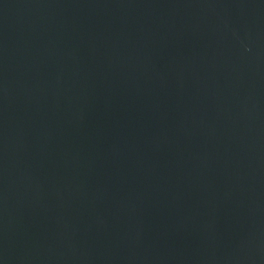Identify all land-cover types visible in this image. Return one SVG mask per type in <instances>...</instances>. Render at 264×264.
<instances>
[{"label": "water", "instance_id": "95a60500", "mask_svg": "<svg viewBox=\"0 0 264 264\" xmlns=\"http://www.w3.org/2000/svg\"><path fill=\"white\" fill-rule=\"evenodd\" d=\"M0 264H264V0H0Z\"/></svg>", "mask_w": 264, "mask_h": 264}]
</instances>
